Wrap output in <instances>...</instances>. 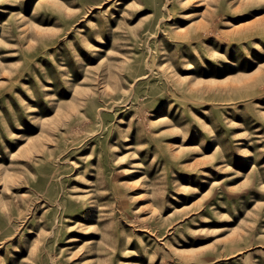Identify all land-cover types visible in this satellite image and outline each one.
Returning a JSON list of instances; mask_svg holds the SVG:
<instances>
[{
    "label": "rangeland",
    "instance_id": "374dc122",
    "mask_svg": "<svg viewBox=\"0 0 264 264\" xmlns=\"http://www.w3.org/2000/svg\"><path fill=\"white\" fill-rule=\"evenodd\" d=\"M0 264H264V0H0Z\"/></svg>",
    "mask_w": 264,
    "mask_h": 264
}]
</instances>
